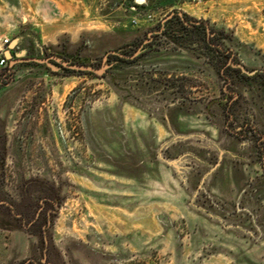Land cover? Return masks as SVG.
<instances>
[{
  "label": "rangeland",
  "instance_id": "1",
  "mask_svg": "<svg viewBox=\"0 0 264 264\" xmlns=\"http://www.w3.org/2000/svg\"><path fill=\"white\" fill-rule=\"evenodd\" d=\"M13 1L47 54L0 71V203L34 206H0V264H264V104L225 81L264 72V0ZM174 13L206 42L162 38Z\"/></svg>",
  "mask_w": 264,
  "mask_h": 264
},
{
  "label": "trees",
  "instance_id": "2",
  "mask_svg": "<svg viewBox=\"0 0 264 264\" xmlns=\"http://www.w3.org/2000/svg\"><path fill=\"white\" fill-rule=\"evenodd\" d=\"M161 33L160 36L171 43H177L181 40H189L191 36H197L199 41H204V31L206 28L201 23H191L188 21L185 14L179 15V13H174L171 17H169L162 25H161ZM201 36V37H200ZM206 36V33H205ZM24 43V41H22ZM206 50V55L209 58L217 59V61L223 60V55L219 49H213L210 45H204ZM27 49L32 51H38L39 46H27ZM64 50V49H63ZM29 53V52H28ZM77 59V58H76ZM117 60H119L117 58ZM234 81L236 83H241L244 86L248 87L251 90L256 91L259 96L262 98L264 104V72L260 71L255 73L253 76H246L240 74L238 70H235Z\"/></svg>",
  "mask_w": 264,
  "mask_h": 264
},
{
  "label": "crops",
  "instance_id": "3",
  "mask_svg": "<svg viewBox=\"0 0 264 264\" xmlns=\"http://www.w3.org/2000/svg\"><path fill=\"white\" fill-rule=\"evenodd\" d=\"M14 1L13 0H0V36L3 38L9 39V44L5 47V50H8L10 44L15 40L16 44L13 49H18L19 46L27 44V46L31 44V46H39V43L35 36L28 31L21 30L18 33L15 39L12 40L10 38L11 34L15 32L16 22L15 18H12L13 10H14ZM14 20V21H13ZM24 41V43H22ZM41 47V46H39ZM13 49L11 53H13ZM6 51L4 52L5 55ZM2 68H0V71Z\"/></svg>",
  "mask_w": 264,
  "mask_h": 264
},
{
  "label": "water",
  "instance_id": "4",
  "mask_svg": "<svg viewBox=\"0 0 264 264\" xmlns=\"http://www.w3.org/2000/svg\"><path fill=\"white\" fill-rule=\"evenodd\" d=\"M179 15H181V14L179 13ZM15 44H16V41L14 40L10 44L8 50L6 51L5 58L7 60H10L12 58L11 50L14 48ZM109 54H113L114 55L115 53L114 52H109ZM50 60L54 61L55 63H57L59 65H61L62 67H64L67 70L74 71V72L93 73V74H96L98 76L104 75L105 71L108 69V65L105 64L106 57L103 58L102 65L98 69H95V68H93L90 65H70V63H65L61 59H58V58H55V57L49 58V59H42V60H39V59H36V58H31V59H28L26 61L27 62H34V63H37V64H45L52 71H57L58 69L56 67L52 66L49 63ZM230 64H231V66L233 68L239 69L243 74H245L247 76H252V75H254L257 72H260V71H248L241 65H236V64H233V63H230ZM167 164L169 166H173V163H167Z\"/></svg>",
  "mask_w": 264,
  "mask_h": 264
},
{
  "label": "flooded vegetation",
  "instance_id": "5",
  "mask_svg": "<svg viewBox=\"0 0 264 264\" xmlns=\"http://www.w3.org/2000/svg\"><path fill=\"white\" fill-rule=\"evenodd\" d=\"M162 31V30H161ZM29 46V45H28ZM30 46H31V44H30ZM27 47V46H26ZM141 48H142V50H140L139 51V53H144V52H146L147 50H148V47H144V46H141ZM41 50H39V53H38V55H37V57H40L41 56V58H44L45 57V55L47 54V51L44 49V48H40ZM22 53H23V51H21ZM29 52V53H28ZM27 53L28 54H30V50H27ZM32 57H36V55H33ZM32 57H30V58H28V59H31ZM20 58H22V60H24V62H27L26 60H28V59H25V56L24 55H21V57ZM53 64H55V65H57V66H59V69H61V70H66L64 67H62L61 65H59V64H57V63H55L54 61H52V60H50ZM27 63H29V62H27ZM69 63H71V62H69ZM230 63H232L231 62V60L229 59V64ZM40 65H44V66H46L45 64H40ZM233 68V67H232ZM234 69H237V68H234ZM239 72H240V74H242V75H245V74H243L239 69H237ZM232 75V74H231ZM230 75V77L232 78V76ZM222 76V75H221ZM247 76V75H246ZM253 76V75H252ZM223 77V76H222ZM224 78V77H223ZM225 81H228L229 83L231 82V83H233L234 82V78H232V79H225ZM2 200H5V198H3ZM7 200V199H6ZM25 201V199L24 198H22L21 199V203H20V205H23L24 202ZM10 202V201H9ZM1 205H3V206H5L6 207V210H7V215L8 216H12L14 219H16L17 221H24V222H27L28 220H27V218H28V216H30V213H31V216H32V214H33V211H34V206L33 205H27V206H23L24 208H23V212H18L19 213V215H15L14 214V212H16L17 211V207L16 206H14V208H11V205L8 203H4V202H2V203H0V206ZM14 211V212H13ZM37 215V214H36ZM36 215H34L33 217V219L29 222V225L31 226V227H34V228H37L38 229V223L41 221V218H39L38 216H36ZM12 229V227H10L9 226V229H7V230H11ZM36 232H39V235L36 233ZM40 233H41V230H40V228H39V230L37 231H35V233L33 234V235H35V236H39V237H41V235H40Z\"/></svg>",
  "mask_w": 264,
  "mask_h": 264
},
{
  "label": "built area",
  "instance_id": "6",
  "mask_svg": "<svg viewBox=\"0 0 264 264\" xmlns=\"http://www.w3.org/2000/svg\"><path fill=\"white\" fill-rule=\"evenodd\" d=\"M9 44V39L0 36V68L4 69L8 60L5 58V47Z\"/></svg>",
  "mask_w": 264,
  "mask_h": 264
}]
</instances>
